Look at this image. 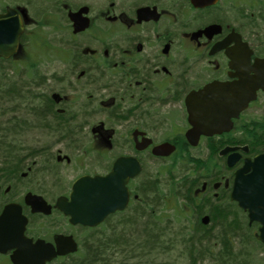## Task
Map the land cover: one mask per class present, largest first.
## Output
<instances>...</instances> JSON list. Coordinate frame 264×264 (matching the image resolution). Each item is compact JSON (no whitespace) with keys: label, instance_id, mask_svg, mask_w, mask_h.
Returning <instances> with one entry per match:
<instances>
[{"label":"flooded vegetation","instance_id":"obj_1","mask_svg":"<svg viewBox=\"0 0 264 264\" xmlns=\"http://www.w3.org/2000/svg\"><path fill=\"white\" fill-rule=\"evenodd\" d=\"M16 3L0 4V15L12 9L24 25L18 51L0 58V65L18 75L30 63L36 108L44 110L32 149H14L20 161L23 152L35 161L0 169V215L8 206L19 209L26 219L24 235L33 243L54 249L58 238L77 243L72 228H85L72 226L56 208L60 199L69 202L76 179L105 178L119 162L127 206L101 225L112 218L149 219L153 177H144V169L148 162L177 158L192 161L194 169L179 182L184 200L170 209L194 216L202 237L230 209L256 240L259 225L249 223L230 194L237 171L264 154V0ZM28 28H34L39 45L54 50L49 61L26 56ZM195 127L210 132L192 146L188 133ZM163 145L174 152L154 156L153 149ZM199 149L202 158L192 155ZM137 165L139 174L130 178ZM57 167L80 173L68 183ZM28 196L43 212H32ZM11 254H0V264H12ZM74 255L46 264H71Z\"/></svg>","mask_w":264,"mask_h":264},{"label":"rangeland","instance_id":"obj_2","mask_svg":"<svg viewBox=\"0 0 264 264\" xmlns=\"http://www.w3.org/2000/svg\"><path fill=\"white\" fill-rule=\"evenodd\" d=\"M0 4L10 7L17 5L16 0H0ZM29 15L34 17L31 12ZM27 30L28 33L24 39L26 56L41 58L44 63L49 61L54 50L42 47L37 43V34L35 36L31 34L34 32V28ZM28 64L19 70L18 75H15L9 65L7 67L0 65V141L2 143L0 144V160L2 149L5 150V147L11 149L22 144L21 147L24 151L26 149L30 151L33 146L32 140L36 135L37 120L33 118L30 110L35 109L38 103L33 97L35 81L31 76V67H28ZM23 155H25L23 159H27L24 152ZM192 155L203 157L200 149L192 152ZM34 161V158L31 157L25 163L30 165ZM94 162L96 163V161ZM191 162L177 158L148 162L143 176L145 177L149 173L153 177L152 216L149 219L134 220L133 222L112 218L108 223L96 228L95 231H85L80 227L72 228V235L79 245V250L71 261L77 260L85 254L86 240L100 239L107 245L109 244L110 247L105 249L103 255L107 261L113 263L264 264V246L254 239L252 231L248 232L244 228L241 217L238 213H234L235 211L232 212V218L228 221L237 225L234 228L237 234L234 231L228 233L232 255L230 259H223L218 255L220 250L218 239L223 234L220 227L222 220L220 219L223 216L217 217L218 219L210 226L211 230H208V236L202 237L194 225V216L189 218L180 216L178 210L170 209L174 207V203L178 207V203L184 200L183 185H179V182L183 177L189 176L190 171L194 169ZM93 168L96 169V166ZM55 169L61 175V181L64 179L68 183L72 182L80 173L79 169H60L58 167ZM57 182L59 183L60 179H57ZM224 199L226 200V198ZM168 209L170 210L168 211ZM148 220L152 222L150 225H146ZM145 231H148L149 236ZM147 239L150 241L148 245H151V248H142V243ZM193 241H195L194 244Z\"/></svg>","mask_w":264,"mask_h":264},{"label":"water","instance_id":"obj_3","mask_svg":"<svg viewBox=\"0 0 264 264\" xmlns=\"http://www.w3.org/2000/svg\"><path fill=\"white\" fill-rule=\"evenodd\" d=\"M87 27L85 19V29ZM23 31L22 19L14 10L7 9L4 15H0V58L7 59L18 51ZM253 99L254 97H250L249 101ZM209 132L195 127L188 133V139L195 140L192 146H196L199 135ZM173 152L174 147L170 145L153 149V155L157 157H168ZM118 167L119 162L105 178L85 176L77 179L72 184L69 202H65V199L58 200L56 208L65 216H69L72 226L93 229L104 222L107 216L126 208L128 198L123 187L126 181L121 180ZM139 172L140 167L137 165L129 177L134 178ZM230 200L235 202L239 209L247 212L250 224L255 222L259 225L256 239L264 246V154L249 163L246 162L237 171ZM27 204L32 212H43V208L29 196ZM202 223H207L206 218ZM25 225L26 219L20 215L19 209L14 211L10 206L4 208L0 215V254L12 251V264H46L58 256L74 254L78 250L72 237L55 240V249L42 241L33 243L24 235Z\"/></svg>","mask_w":264,"mask_h":264},{"label":"trees","instance_id":"obj_4","mask_svg":"<svg viewBox=\"0 0 264 264\" xmlns=\"http://www.w3.org/2000/svg\"><path fill=\"white\" fill-rule=\"evenodd\" d=\"M33 97H34V94H33ZM15 98H16V96H15ZM17 100H18V98H17ZM43 100H44V98H43ZM43 105H44V103H43ZM45 105H47V104H45ZM43 110H44V108H42V109L41 108L40 109L35 108V109L30 110V112H31L34 119L39 120L38 118L41 116V112ZM37 116H39V117H37ZM19 121H17V122H19ZM9 130H10V128H9ZM0 144H2L1 141H0ZM19 146L21 147L22 144L21 145L18 144V147ZM11 149L14 150L15 148L13 147ZM11 149L6 148V147H5V150L2 149V152H1L2 157L0 160V169L2 167H4L5 165L8 167L14 166V167L21 168L22 166H24L25 162L28 160V159H25V160L22 159L20 161L19 160L20 158L18 159L16 156V153H18V151L14 150L15 152L14 151L12 152ZM23 151H24V149H23ZM25 154H27V153H25ZM26 157L31 158L32 155L27 154ZM196 163H199V162L197 161ZM226 211L228 213L225 212V214L222 215L223 218L220 219V220H222V221H220L221 222L220 227H221V231L223 234L218 239V244L220 246V250H219L218 255H220L223 259H230L231 255H232V251H231V246H230L231 243L228 240V236H229L228 233L231 231H234V233L237 234V232L234 230V228L237 225L236 224L234 225V224H231V222H228L232 218L231 217L232 212L230 209H227ZM150 222L151 221L148 220L146 225H148V224L150 225ZM85 231H95V229H93V230L85 229ZM145 233L147 236H149L148 231H145ZM86 241H87V243H85L86 245H85V250H84L85 254L82 257H80L79 259L72 261L71 264H128L125 262L113 263V262L107 261L103 255V252L105 251V249H107L110 246H109V244L107 245L106 242H103L100 239H96V240L95 239H88ZM194 242L195 241H193V244H194ZM149 243H150V241L148 239L144 240V242L142 243L143 245L141 247L149 249V248H151V245H148ZM199 244H200V242H199ZM209 244H211V243H209ZM188 251H189V249H188ZM189 253H190V251H189ZM208 254H209V251H208ZM220 261H222V260L220 259ZM160 264H162V263H160Z\"/></svg>","mask_w":264,"mask_h":264}]
</instances>
